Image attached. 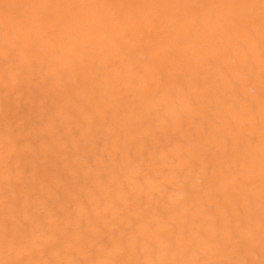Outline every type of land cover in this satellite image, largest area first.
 <instances>
[{
  "label": "bare ground",
  "instance_id": "obj_1",
  "mask_svg": "<svg viewBox=\"0 0 264 264\" xmlns=\"http://www.w3.org/2000/svg\"><path fill=\"white\" fill-rule=\"evenodd\" d=\"M262 25L261 0H0V264H264Z\"/></svg>",
  "mask_w": 264,
  "mask_h": 264
},
{
  "label": "snow or ice",
  "instance_id": "obj_2",
  "mask_svg": "<svg viewBox=\"0 0 264 264\" xmlns=\"http://www.w3.org/2000/svg\"><path fill=\"white\" fill-rule=\"evenodd\" d=\"M102 7H114V6L103 5ZM261 7L264 8V0H261ZM262 27H264V25H262ZM262 59H264V52H262ZM79 264H82V262H79ZM197 264H200V262H197ZM203 264H207V262H203Z\"/></svg>",
  "mask_w": 264,
  "mask_h": 264
}]
</instances>
